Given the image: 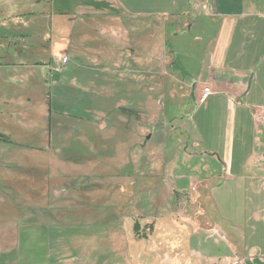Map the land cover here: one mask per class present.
<instances>
[{
    "label": "rangeland",
    "instance_id": "obj_1",
    "mask_svg": "<svg viewBox=\"0 0 264 264\" xmlns=\"http://www.w3.org/2000/svg\"><path fill=\"white\" fill-rule=\"evenodd\" d=\"M202 7L0 0V264H163L191 240L188 185L210 162L188 117ZM81 8L106 17L78 43L54 17ZM37 148L50 162L49 202L24 205L5 178Z\"/></svg>",
    "mask_w": 264,
    "mask_h": 264
},
{
    "label": "crops",
    "instance_id": "obj_2",
    "mask_svg": "<svg viewBox=\"0 0 264 264\" xmlns=\"http://www.w3.org/2000/svg\"><path fill=\"white\" fill-rule=\"evenodd\" d=\"M199 1L188 117L210 162L188 185L196 210L182 228L191 240L160 263L264 264V0Z\"/></svg>",
    "mask_w": 264,
    "mask_h": 264
},
{
    "label": "trees",
    "instance_id": "obj_3",
    "mask_svg": "<svg viewBox=\"0 0 264 264\" xmlns=\"http://www.w3.org/2000/svg\"><path fill=\"white\" fill-rule=\"evenodd\" d=\"M56 11L57 10L55 9L54 21H56L58 17L63 19L64 21L63 20L61 21L64 22V24L66 25V30L68 31L66 36L68 37V40H72L74 37H76L75 40L79 41L78 43H82L84 41L83 35L87 33L96 36L99 31L98 28L102 25V22L106 17V15L104 14L90 12L83 14L82 19L78 20V16L75 15V13H72L74 11H70V12H66L62 10L58 12ZM45 13H47V11H45ZM75 30H77V32ZM47 34L48 32L44 33L45 36ZM55 39L56 38L54 37V40ZM41 46L42 47L38 48L40 49V51L41 50L45 51L51 55L52 46L50 42L44 44V42L41 41ZM27 98L30 100L32 98L34 99L35 97L31 95L28 96ZM49 121H51V118L49 119ZM0 139L5 140L7 138L4 135L0 134ZM35 150L38 151L41 156L38 157L34 155L31 156L27 155L25 160L17 161V163H15L14 168L16 169V171L18 169V172L20 174L17 177L7 176L5 178V183L7 184L6 187H8L9 189L15 192V193L12 192L13 195H11V193L9 192L8 195L10 196V198L16 201L15 198H19V196H21L22 203L24 205L27 204L44 205L49 202L50 188H51L50 162L48 161L47 157H45L47 153L43 152L41 148H37ZM87 197L89 196L85 195V198ZM1 207L3 209H6V212H10L14 208L11 205H3ZM81 208L83 209L82 212L84 213L89 212L90 215H95L92 217L95 218L98 217L97 216L98 213L91 212L93 210V206L92 207L86 206ZM120 212L124 214L126 211H123V209H121ZM103 218H105V216H102L99 219L103 220Z\"/></svg>",
    "mask_w": 264,
    "mask_h": 264
},
{
    "label": "built area",
    "instance_id": "obj_4",
    "mask_svg": "<svg viewBox=\"0 0 264 264\" xmlns=\"http://www.w3.org/2000/svg\"><path fill=\"white\" fill-rule=\"evenodd\" d=\"M67 60H68L67 55H64L63 61L67 62ZM210 93H211V88L205 87L201 95V100H204L205 98H207ZM261 113H262V119L264 120V106L261 108Z\"/></svg>",
    "mask_w": 264,
    "mask_h": 264
},
{
    "label": "water",
    "instance_id": "obj_5",
    "mask_svg": "<svg viewBox=\"0 0 264 264\" xmlns=\"http://www.w3.org/2000/svg\"><path fill=\"white\" fill-rule=\"evenodd\" d=\"M194 94H195V90L192 91V94H191V97H190L191 101H195Z\"/></svg>",
    "mask_w": 264,
    "mask_h": 264
}]
</instances>
